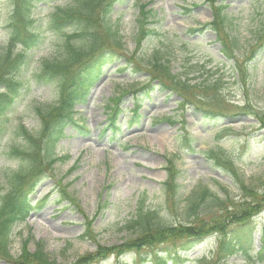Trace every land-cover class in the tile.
<instances>
[{"label": "rangeland", "instance_id": "1", "mask_svg": "<svg viewBox=\"0 0 264 264\" xmlns=\"http://www.w3.org/2000/svg\"><path fill=\"white\" fill-rule=\"evenodd\" d=\"M68 1L40 0L34 16L42 18L45 25L47 15ZM148 1H152L149 7L153 8L148 27L156 33L143 40L141 49L136 52L138 6ZM226 2L229 16L226 31L237 38L231 59L221 53L214 30L202 27L212 18L205 0H123L114 5L112 15L117 17L123 53L127 57L136 52L140 56V67L118 69L126 59L108 66L92 88L86 104L77 107L76 117H80L88 133L79 134L72 126L65 129L66 136L57 147L58 154L64 158L42 175L32 194V199L43 195L48 199L13 227L9 249L13 256L20 254L23 241L29 238L30 250L36 242H42L44 251L58 264H74L81 255L94 252L97 243L108 246L133 236L134 228L124 225L133 217L140 200L146 208L156 209L166 225L178 221L185 197L201 186L207 185L219 196L227 194L228 199L238 200L239 187L227 173L213 167L205 150L223 152L232 160L246 185L262 183L264 126L256 120L255 114L264 119V30L259 27L264 23V0ZM9 11L8 1L0 0V48L6 43ZM45 36V44L36 52L35 59L51 53L59 33L46 30ZM154 56L167 63L173 74L190 78L191 83H199L200 88L203 83H213L220 78L219 90L195 89L182 94L165 88L151 72ZM37 66L38 62H33L28 67L27 78ZM243 67L250 73L245 77L241 73ZM147 82L151 88L137 94L140 95L139 115L129 122L133 101H136L130 89ZM124 89L130 92L120 100L116 120L119 128L113 134L106 105ZM55 93L54 84L32 82L31 91L10 113L9 125L22 122L29 128L38 127V118L31 111L32 103L51 100ZM187 135L192 148L187 146ZM168 158L180 170L181 197L173 208L166 205L162 191ZM18 166V160L0 147V183L4 182L2 167L10 170ZM57 181L67 186L74 202H57ZM204 207L205 204L200 209ZM86 220L95 240L81 238ZM254 220L261 227L264 211ZM239 231L234 228L229 234ZM243 240L244 246L251 240L254 250L259 247L258 232ZM217 242L216 235L206 237L187 252L184 264H195V258L209 253L216 260L221 255ZM149 252V249L128 252L120 261L138 264L139 255L146 258ZM225 261L226 264H242L243 257L235 253ZM115 262L116 258L111 255L101 264ZM0 264L6 262L0 260Z\"/></svg>", "mask_w": 264, "mask_h": 264}, {"label": "trees", "instance_id": "2", "mask_svg": "<svg viewBox=\"0 0 264 264\" xmlns=\"http://www.w3.org/2000/svg\"><path fill=\"white\" fill-rule=\"evenodd\" d=\"M10 6L6 23V43L0 48V147L12 158L18 160L16 169L2 167L3 184L0 183V260L7 264H58L44 251L42 242L35 247H28L29 238L23 241L20 254L10 253L11 234L15 224L22 222L28 214L42 207L48 199L32 200L42 175L51 171L53 165L61 160L57 152L58 141L71 125L77 133H88L84 124L75 115L77 105L85 104L92 88L106 68L122 59L127 66L140 67V56L136 52L125 57L123 42L111 16L112 6L123 0H69L64 6H56L47 15L44 25L40 17H34V9L40 0H6ZM212 13V20L203 27L213 29L220 42V51L228 59L233 58L237 47V38L226 31L229 16L226 13L227 0H205ZM152 9L147 4L139 5L138 32L136 49H141L142 42L155 30L148 27ZM260 30H264L261 22ZM67 28V30H65ZM59 33L51 53L35 59L36 52L45 44V31ZM254 52V51H253ZM156 53V52H155ZM151 72L165 88L183 93L219 90L220 78L213 83H191L190 78L179 77L171 72L169 65L154 56ZM38 62L39 66L31 70L26 77L28 67ZM245 77L248 69L241 70ZM36 85L56 86V93L51 100H35L31 111L38 118V127L29 128L22 122L9 125V115L18 105V101ZM150 83H144L135 92L134 108L129 122L138 117L137 108L140 93H146ZM135 90V91H134ZM129 90L107 103V120L112 132L116 133V118L120 112V99ZM256 120L264 126V119L255 114ZM116 125V126H115ZM224 127L220 128L222 130ZM190 148V140L187 139ZM192 148V147H191ZM205 155L214 168L227 173L240 189L238 200L228 199V195L219 196L207 185L191 190L185 197V205L180 218L174 224H163L154 208H146L143 202H137L135 213L126 221V228H134V235L112 245L97 243L94 252L81 255L74 264H101L109 256L116 258L115 264H123L120 259L128 252L149 249L146 258L139 255L138 264H184L188 252L208 236L218 238L217 259L212 254L201 255L194 259L195 264H226L225 258L233 252L241 251L243 264H264V224L259 227L254 223L255 216L264 211V180L258 186L246 185L237 168L223 152L205 150ZM167 178L162 183L166 205L175 206L181 193L178 182L180 170L167 159ZM58 183L57 202H74L67 186ZM205 207L201 210L202 205ZM247 226V228H245ZM81 238L95 240L89 220ZM241 231L232 233V229ZM259 233V248L251 254V242L243 247L244 237L251 238L252 231ZM245 234V235H243ZM159 248V251L156 250ZM215 251V250H214ZM221 256V257H220Z\"/></svg>", "mask_w": 264, "mask_h": 264}]
</instances>
